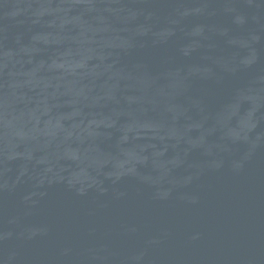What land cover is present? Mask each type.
<instances>
[{
  "label": "water",
  "instance_id": "water-1",
  "mask_svg": "<svg viewBox=\"0 0 264 264\" xmlns=\"http://www.w3.org/2000/svg\"><path fill=\"white\" fill-rule=\"evenodd\" d=\"M0 264H264V0H0Z\"/></svg>",
  "mask_w": 264,
  "mask_h": 264
}]
</instances>
